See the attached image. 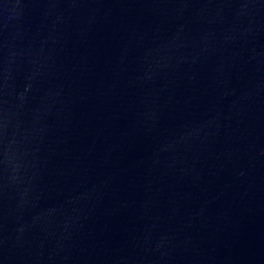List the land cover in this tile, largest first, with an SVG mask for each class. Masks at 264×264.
I'll return each mask as SVG.
<instances>
[{
	"label": "water",
	"instance_id": "1",
	"mask_svg": "<svg viewBox=\"0 0 264 264\" xmlns=\"http://www.w3.org/2000/svg\"><path fill=\"white\" fill-rule=\"evenodd\" d=\"M0 264H264V0H0Z\"/></svg>",
	"mask_w": 264,
	"mask_h": 264
}]
</instances>
